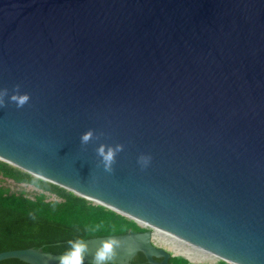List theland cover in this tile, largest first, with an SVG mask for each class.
Returning a JSON list of instances; mask_svg holds the SVG:
<instances>
[{
    "label": "water",
    "instance_id": "1",
    "mask_svg": "<svg viewBox=\"0 0 264 264\" xmlns=\"http://www.w3.org/2000/svg\"><path fill=\"white\" fill-rule=\"evenodd\" d=\"M17 85L30 99L4 98L0 161L146 230L85 240L84 264L110 237L114 264H173L160 234L264 264V0H0V89ZM100 144L123 145L110 172Z\"/></svg>",
    "mask_w": 264,
    "mask_h": 264
},
{
    "label": "trees",
    "instance_id": "2",
    "mask_svg": "<svg viewBox=\"0 0 264 264\" xmlns=\"http://www.w3.org/2000/svg\"><path fill=\"white\" fill-rule=\"evenodd\" d=\"M28 185L41 191L35 198L12 194L2 181ZM55 197L51 199L50 197ZM134 221L49 182L0 161V253L41 249L64 255L69 241L141 233ZM170 263L190 264L172 257ZM0 264H27L11 259ZM131 264H147L140 253ZM219 264H227L220 261Z\"/></svg>",
    "mask_w": 264,
    "mask_h": 264
},
{
    "label": "clouds",
    "instance_id": "3",
    "mask_svg": "<svg viewBox=\"0 0 264 264\" xmlns=\"http://www.w3.org/2000/svg\"><path fill=\"white\" fill-rule=\"evenodd\" d=\"M19 86H15L14 90L9 94L8 89H0V107L4 105V98L7 96L9 102L15 103L16 107H23L30 99L26 92H20ZM94 138L92 129L84 132L80 136L81 144H88ZM123 150V145H104L100 144L96 148V155L99 157L106 172L112 170V164L117 153ZM151 157L147 155H140L137 158V163L141 167H145L150 162ZM69 251L58 258L57 264H84L85 253L87 252V243L83 240L77 239L69 241ZM120 246V240L115 237H110L101 240V243L96 248L91 264H114V257L116 255V248Z\"/></svg>",
    "mask_w": 264,
    "mask_h": 264
},
{
    "label": "rangeland",
    "instance_id": "4",
    "mask_svg": "<svg viewBox=\"0 0 264 264\" xmlns=\"http://www.w3.org/2000/svg\"><path fill=\"white\" fill-rule=\"evenodd\" d=\"M2 184L6 186L12 194H23L29 198H35L36 196L41 194V191L37 190L36 188L28 185H18L12 181L4 180L2 181ZM51 199H55V197H50ZM143 228V227H142ZM157 246L163 247L167 250H173L177 251L178 253L182 255H186L188 251H191L192 260L195 264H219L220 261L217 260L214 257H211L210 255L206 254L205 252L199 250H195L194 248L190 249V247L179 244L177 242H174L170 238L156 235V239L154 240Z\"/></svg>",
    "mask_w": 264,
    "mask_h": 264
},
{
    "label": "crops",
    "instance_id": "5",
    "mask_svg": "<svg viewBox=\"0 0 264 264\" xmlns=\"http://www.w3.org/2000/svg\"><path fill=\"white\" fill-rule=\"evenodd\" d=\"M169 251H170V250H169ZM170 252H171L172 255H173L175 258H177V259H184V260H187L190 264H195V263L192 262L190 259H188L187 256L182 255V254L178 253L177 251H173V250H171Z\"/></svg>",
    "mask_w": 264,
    "mask_h": 264
},
{
    "label": "built area",
    "instance_id": "6",
    "mask_svg": "<svg viewBox=\"0 0 264 264\" xmlns=\"http://www.w3.org/2000/svg\"><path fill=\"white\" fill-rule=\"evenodd\" d=\"M191 255H192V253H191L190 251H188V252L186 253V255H185V256H187V257H188V259H190L192 262H194V261L192 260V257H191Z\"/></svg>",
    "mask_w": 264,
    "mask_h": 264
},
{
    "label": "bare ground",
    "instance_id": "7",
    "mask_svg": "<svg viewBox=\"0 0 264 264\" xmlns=\"http://www.w3.org/2000/svg\"><path fill=\"white\" fill-rule=\"evenodd\" d=\"M160 235H162V234H160ZM162 236H164V235H162ZM190 247V246H189ZM190 249H192L191 247H190ZM195 249V248H194ZM195 250H197V252H199V250L198 249H195ZM191 252V251H190ZM212 257V256H211Z\"/></svg>",
    "mask_w": 264,
    "mask_h": 264
}]
</instances>
